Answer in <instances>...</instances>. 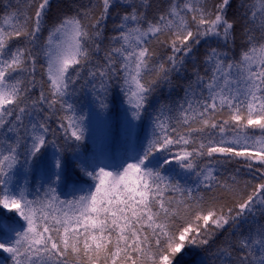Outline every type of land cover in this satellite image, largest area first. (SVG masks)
<instances>
[{
    "label": "snow or ice",
    "instance_id": "snow-or-ice-1",
    "mask_svg": "<svg viewBox=\"0 0 264 264\" xmlns=\"http://www.w3.org/2000/svg\"><path fill=\"white\" fill-rule=\"evenodd\" d=\"M0 253L264 264V0H0Z\"/></svg>",
    "mask_w": 264,
    "mask_h": 264
},
{
    "label": "trees",
    "instance_id": "trees-1",
    "mask_svg": "<svg viewBox=\"0 0 264 264\" xmlns=\"http://www.w3.org/2000/svg\"><path fill=\"white\" fill-rule=\"evenodd\" d=\"M71 2H72V0H53L54 8H59L62 5H66V4H69ZM54 15H55V13H53V18H54ZM45 35H46V33H45ZM177 93L182 94V92H180L179 89H177L176 91H172V90L168 89L167 87H165L163 89V97H167V96L171 95V97L173 99H175L177 96ZM113 95L116 96V100L114 103H112L110 105V108H112L114 110V117L113 118L115 119V112L122 111L123 108H125L127 105H124L121 103L122 96L120 95L119 88H116L114 90ZM92 101H93V98H92L91 94L87 93L86 91L78 93L77 96L69 99V103L77 104L78 107L82 108L83 114H85L86 116L88 115L90 109L95 107L93 105ZM147 125H148V117H145V127L146 128H147ZM53 126H55V125H53ZM89 144H90V142H89ZM51 151H52V149L49 148V152H51ZM67 155L69 156V158L71 157V153H68ZM17 179L20 182L24 181V170L22 168L19 170V172L17 174ZM28 180H29V183L33 187H36V186H38V181L41 180V177H40L38 172L29 173L28 174ZM64 191L67 192V189H65ZM5 257H6L5 254L0 253V263H7ZM185 259L189 262V264H196V260H199L200 257H196L194 260L192 254L190 253Z\"/></svg>",
    "mask_w": 264,
    "mask_h": 264
},
{
    "label": "rangeland",
    "instance_id": "rangeland-1",
    "mask_svg": "<svg viewBox=\"0 0 264 264\" xmlns=\"http://www.w3.org/2000/svg\"><path fill=\"white\" fill-rule=\"evenodd\" d=\"M126 107H127V106H126ZM126 107H125V108H126ZM5 255H6V254H5ZM0 264H7V263H0Z\"/></svg>",
    "mask_w": 264,
    "mask_h": 264
}]
</instances>
